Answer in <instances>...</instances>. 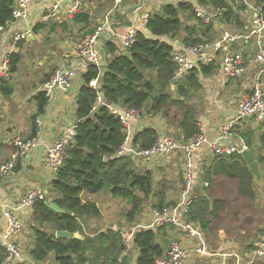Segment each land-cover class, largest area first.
Masks as SVG:
<instances>
[{
  "label": "trees",
  "instance_id": "obj_1",
  "mask_svg": "<svg viewBox=\"0 0 264 264\" xmlns=\"http://www.w3.org/2000/svg\"><path fill=\"white\" fill-rule=\"evenodd\" d=\"M195 1L223 10L222 22L225 24L239 30L245 28L246 23L240 14L247 9L244 2ZM250 2L264 8V0ZM14 3L15 0H0V29L7 28L12 21ZM90 19L87 12H82L74 16L72 22L85 25L89 29L86 34L92 36L95 29ZM56 27L52 26L51 33ZM45 28L44 24H39L35 31ZM146 29L151 35L139 30L135 44L128 49L132 57L126 56V51L121 52L120 46L109 40L105 44L108 54L106 64L100 68L90 65L82 75L84 85L77 96L79 124L75 144L69 151V158L50 184L51 194L34 206L30 250L34 264H45L51 258L54 264H155L157 259L165 256L171 240L177 237L176 229L168 226L138 233L134 244L139 254L136 261L132 262L129 257L123 256L124 246L119 233L110 229L103 231L101 225L93 226L92 221H102L103 209L98 202L84 198L87 194L103 193V181L97 172H92V168L95 156L104 155L105 161L100 168L113 185L111 196L129 203V208L122 214L126 222L138 221L145 204L151 199L155 201L153 206L156 208L173 203L168 201V197L174 192V183L168 186L166 182H160L157 190L153 171H141L131 159L117 156L126 133L120 119L111 113L109 106L146 109L151 116L165 112L168 108L176 109L182 112L176 131L178 139L188 141L201 132L195 110L197 106L192 107L188 102L203 92L202 77L215 76L218 66L215 63L202 65L179 80L175 91H171L176 64L172 61V47L159 37H179L187 45H195L208 36L213 25L199 26L194 5L179 0L177 3L164 4L159 12L151 15ZM23 59L22 53L11 55L13 73L18 71ZM54 72L47 73L42 83L49 80ZM95 80L96 87L91 84ZM0 88L5 98L14 93L12 83L3 78H0ZM100 98L104 105L99 104ZM49 99L42 91L36 95L38 115L45 113ZM253 121L235 126L233 134L249 148H257V159L264 173V122L255 128L249 124ZM158 133L156 127L146 128L136 135L134 144L150 148L156 142ZM221 177L237 183L242 199L255 203L259 197L255 177L240 153L209 160L204 179L210 183V188L195 201L188 215L191 221L201 225L211 235L217 234V224L222 219V213L227 211V202L211 192L216 179ZM50 198L66 213L58 214L50 209ZM59 230L80 232L84 239H57L56 232ZM5 257V249L0 245V264H5ZM229 264H235L234 260Z\"/></svg>",
  "mask_w": 264,
  "mask_h": 264
},
{
  "label": "built area",
  "instance_id": "obj_2",
  "mask_svg": "<svg viewBox=\"0 0 264 264\" xmlns=\"http://www.w3.org/2000/svg\"><path fill=\"white\" fill-rule=\"evenodd\" d=\"M35 1L37 0H15L13 19L9 23L17 25L12 35V49L0 59V78L6 81L13 78L11 55L21 42L28 40L33 34L34 27L29 25V15L30 7ZM65 1L67 0H50L47 12L41 17V23L60 21L63 18L72 19L85 9L83 0H70L71 7L63 11ZM112 1L115 6H119L123 0ZM184 1L194 5L199 26L217 21L224 24L223 10L211 5H201L195 0ZM228 1L232 4L234 0ZM235 1H242L247 5L245 13L251 20L244 29L224 31L218 38H204L201 43L195 45H187L179 38H174L170 43L172 61L176 64L175 78L178 81L202 65L214 63L221 64L227 80H244L241 93L238 95L240 101L236 102L235 116L220 124L215 140H210L202 131L188 141L165 133L158 136L152 147L142 148L134 144L132 126L134 120L149 115L148 111L109 106L111 113L120 119L126 133V138L116 153L117 156L131 159L142 171L158 173L157 159L162 157L166 164L180 169L183 178L181 189L172 204L163 208L144 206L138 221L108 228L119 233L124 246L123 256L129 257L132 262L136 261L139 254L134 244L137 234L167 226L177 230V237L171 240L165 256L157 259L155 264H228L230 258L234 259L235 264L264 262V235L259 237L252 248L219 252L208 242L203 228L191 221L188 215L195 201L205 195V190L210 188V183L204 179L209 160L236 152L241 154L243 150L249 149L242 139L233 134L235 126H239L241 122L254 120L253 127L257 128L264 122V8L251 4L250 0ZM150 17L151 14L145 15L141 27H147ZM4 29L1 28L0 31ZM102 30L103 27H99L94 35L78 43L75 47L78 62L70 67L58 68L50 79L42 84L40 90L48 97L54 96L56 92H69L88 66L95 65L100 68L103 64L97 42ZM138 31V27L129 29L122 38V51H128L135 44ZM91 84L96 87L97 81ZM99 104L104 105L101 98ZM4 105L5 97L0 88V109ZM76 136L77 125H72L54 144L45 148L44 164L50 171L57 173L64 166L69 158V151L75 144ZM9 143L16 151L0 166V218L5 220V225L0 230V245L6 252L5 264H34L33 258L29 256L27 239L24 240L28 226L21 216V211L33 210L37 202L47 199V192L31 187L21 198L6 202L1 196V186L3 181L14 174L17 159L37 150L40 147V140L36 135L29 140L15 136Z\"/></svg>",
  "mask_w": 264,
  "mask_h": 264
},
{
  "label": "crops",
  "instance_id": "obj_3",
  "mask_svg": "<svg viewBox=\"0 0 264 264\" xmlns=\"http://www.w3.org/2000/svg\"><path fill=\"white\" fill-rule=\"evenodd\" d=\"M178 1L179 0H123L119 6H115L112 0H83L85 8L83 12L89 14L95 32L99 27H103L97 42V49L101 54L102 64L105 65L108 59L105 47L107 41L111 40L116 42L120 46L119 48L121 51L122 38L130 28L138 27L139 30H144L149 34L146 27H141V22L145 15H153L159 12L164 4L177 3ZM49 2L50 0H37L33 2L30 7L29 15V25L34 27L33 34L28 40L21 42L14 53H22L25 55L27 50H34L36 44H42V53L43 55L45 54V61H43L42 64L45 65L48 63L53 66L55 65L56 68L54 67V69L56 70L60 67H70L76 64L78 58L75 54V47L78 43L82 42L83 39L90 36L86 34L89 32V29L85 25L73 24V18H63L60 21L41 23V17L47 12ZM70 7L71 1L67 0L62 9L63 11H67ZM240 14L247 25L251 20L249 19V15L246 14L245 11ZM39 24H44L46 28L37 32L35 28ZM53 25L57 27L51 33ZM212 25L213 30L208 33L207 39L218 38L222 32L236 29L234 26L225 23L222 24L219 21ZM16 26L17 25L9 24L7 28L0 31V59L12 49V35ZM66 26L67 28H65ZM159 39L170 45L174 38L159 37ZM46 52L48 54H46ZM215 65L218 66V73L215 76L202 77L201 83L204 87V103L203 105L201 104V110L197 113L201 131L204 132L210 140H215L217 138L218 128L221 123L235 116L236 102L240 101L238 95L241 93L242 83L244 82V80H227L222 71L221 64L217 63ZM17 72L13 73V78L10 81L14 87V93L12 96L5 98V105L0 109V166L15 153L16 148L9 143V140L15 136H19L24 140H29L36 135L39 137L40 147L32 151L26 157L18 158L14 174L11 178L2 182L1 196L6 202H12L13 200L21 198L31 187L39 188L47 192V196L49 195L51 192L50 184L55 179L56 173L50 171L45 166L44 150L54 144L66 129L72 125H76L78 121L77 109L75 110V106H77V96L84 85L81 75L76 80L74 88L71 91L65 93L56 92L54 96L49 97V104L45 113L43 115H38V106L35 97L41 92L40 89L45 78L36 82L33 86L30 84L29 88L24 86L25 89H22L21 84L17 82L15 76ZM42 74L46 76L47 72ZM243 125V122H241L239 126ZM149 127H156L159 135L170 133L172 130L170 123L164 120L161 115H146L140 120L133 121V140L137 134ZM165 164L164 158L159 157L157 159L158 166L164 165L163 173L170 167L175 168L172 165ZM179 173L180 172H177L178 175ZM223 178L226 177L218 179ZM178 193L179 192H172L171 195L173 194V197H176ZM33 214L34 209L21 211V216L26 220L27 226H30L24 238L25 241L27 239V248L29 251L31 250L33 239V230L31 228L33 225ZM239 215L240 218L238 217V221H241V223L238 222V229L240 231H235V228L233 230H228L225 227H220L217 234H213L216 239L215 243L210 238L211 234L203 229L208 242L216 251L227 253L244 248H252L261 236L258 234L259 236L256 235L258 237L255 238V234L259 231L258 229L261 230L260 232L264 231V216L260 221L254 223V219L257 218V216L254 217V213H250V217L254 218L252 221L247 218L244 219V215H247L244 212H241V214L239 212ZM246 220L249 222L248 225L250 224L249 227L245 225ZM238 223L236 226H238ZM4 225L5 220L0 218V230L3 229ZM30 230H32V233ZM51 259L45 264H54ZM232 260L234 259L230 258L228 264ZM257 264H264V262L260 261Z\"/></svg>",
  "mask_w": 264,
  "mask_h": 264
},
{
  "label": "rangeland",
  "instance_id": "obj_4",
  "mask_svg": "<svg viewBox=\"0 0 264 264\" xmlns=\"http://www.w3.org/2000/svg\"><path fill=\"white\" fill-rule=\"evenodd\" d=\"M137 2V1H136ZM37 47V48H36ZM43 46L42 44H36L34 50H27V53L25 52L24 59L21 62V64L18 67V72L15 74L17 78V82L21 84V88L25 89L29 88V85L32 86L35 85L36 82H39L43 78H45V74L42 73H51L52 71H56L54 69L55 65H51L46 63L45 65L42 64L43 61H45L44 55H43ZM46 54H48L46 52ZM49 65V66H48ZM56 68V67H55ZM24 84V85H23ZM175 86H171V91H175ZM199 101V104H198ZM201 102V103H200ZM204 103V97L203 92L198 93L197 96L191 101L188 102V105L194 107L197 106L196 112L198 113L199 110H201L200 106ZM200 108V109H199ZM77 109V106H75V110ZM180 112V111H179ZM178 110L168 108L165 112H160L156 115H161L164 120H167V122L170 123V127L172 128L169 135L176 137V129L179 125L180 115H182V112L179 113ZM150 115V114H149ZM153 115V116H156ZM251 126H253V123H250ZM249 127V126H248ZM264 153V151H263ZM264 170V165L262 166ZM142 171V170H141ZM177 172H180V169L176 168H168L166 169V172L163 174H159L158 172L154 171V178L156 180V188L159 190L160 188V182H166L168 186H172L174 183V193L178 192L181 189V186L183 184V178L181 174H177ZM159 182V183H158ZM258 185V184H257ZM215 197H219L220 199L227 201V211L222 213V219L220 220L219 224L217 226L225 227L228 230H233L235 228V231L239 232L238 229L239 223L241 221H238V217L240 218L239 212L246 213L247 215H244V219H249L252 221L254 219L253 217H250V213H254V217L257 216V218L254 219V223L260 221L264 216V184L262 186L258 185V192L259 197L255 203L242 199L239 196L238 193V185L236 182L228 179H217V184L212 190ZM84 198L86 200L96 201L100 204L101 208L103 209V219L102 221H92L93 226L101 225V228L103 231H106L108 228L112 226H125L126 222L123 218V212L129 208V203L126 200L122 199H116L111 196V193L108 195H104V193H99L97 195H85ZM175 197H173V194L169 195L168 201H174ZM154 200H149L145 204L153 206ZM154 207V206H153ZM241 220V219H240ZM239 222V223H238ZM238 223V226L236 224ZM249 222H245L246 227H249ZM31 225V224H30ZM30 226H28V229ZM255 234L256 235H263V232H260L261 230ZM32 233V230H30ZM258 235V236H259ZM256 236L255 238H257ZM211 240L215 243V237L213 235L210 236ZM175 239V238H174ZM28 249H26L27 251ZM54 262V259H51Z\"/></svg>",
  "mask_w": 264,
  "mask_h": 264
},
{
  "label": "water",
  "instance_id": "obj_5",
  "mask_svg": "<svg viewBox=\"0 0 264 264\" xmlns=\"http://www.w3.org/2000/svg\"><path fill=\"white\" fill-rule=\"evenodd\" d=\"M125 55L128 57H132L131 51H126ZM178 80L174 78L171 82V85L174 87ZM79 121L76 122V125L78 126ZM241 156L243 157L246 165L248 166L249 170L255 177V181L259 186H262L264 184V175L260 166V163L257 159V148L255 146L243 150L241 153ZM105 161V156H95V160L93 163L92 172H97L104 185L103 193L104 195H108L113 190V185L111 182L107 179L105 173L101 170V165ZM164 165L158 166V171L160 174H163ZM49 208L52 209L54 212L58 214H65L66 210L61 208L56 202H51L49 204ZM56 238L57 239H84V236L80 232H69L65 230H59L56 232Z\"/></svg>",
  "mask_w": 264,
  "mask_h": 264
}]
</instances>
